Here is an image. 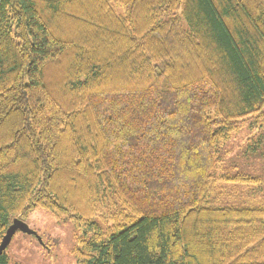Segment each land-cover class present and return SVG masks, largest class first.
Wrapping results in <instances>:
<instances>
[{
  "label": "trees",
  "instance_id": "obj_1",
  "mask_svg": "<svg viewBox=\"0 0 264 264\" xmlns=\"http://www.w3.org/2000/svg\"><path fill=\"white\" fill-rule=\"evenodd\" d=\"M245 121L264 0H0V241L42 208L78 264H264V205L210 195Z\"/></svg>",
  "mask_w": 264,
  "mask_h": 264
},
{
  "label": "rangeland",
  "instance_id": "obj_2",
  "mask_svg": "<svg viewBox=\"0 0 264 264\" xmlns=\"http://www.w3.org/2000/svg\"><path fill=\"white\" fill-rule=\"evenodd\" d=\"M249 123H240L219 143L215 185L210 190L218 205H264V130ZM251 145L254 150L247 151ZM24 221L41 243L34 235L17 231L5 249L9 264H78L74 247L83 231L77 222L54 218L42 208L31 211Z\"/></svg>",
  "mask_w": 264,
  "mask_h": 264
},
{
  "label": "water",
  "instance_id": "obj_3",
  "mask_svg": "<svg viewBox=\"0 0 264 264\" xmlns=\"http://www.w3.org/2000/svg\"><path fill=\"white\" fill-rule=\"evenodd\" d=\"M21 231L23 233L34 235L36 239L41 243V238L35 230L30 228L28 224L19 218H13L8 227L6 228L5 234L0 241V255L5 251L7 245L9 244L12 236L17 232Z\"/></svg>",
  "mask_w": 264,
  "mask_h": 264
}]
</instances>
